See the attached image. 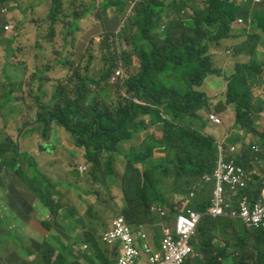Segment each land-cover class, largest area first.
I'll use <instances>...</instances> for the list:
<instances>
[{
    "label": "trees",
    "instance_id": "16d2710c",
    "mask_svg": "<svg viewBox=\"0 0 264 264\" xmlns=\"http://www.w3.org/2000/svg\"><path fill=\"white\" fill-rule=\"evenodd\" d=\"M113 6L111 0H104L100 5L103 8ZM186 7V0H173L168 5L166 0H142L138 6L137 29L132 31L124 27L117 35V39L124 44L113 43L119 54L115 49L113 57H108L106 53L99 57V52L96 51L100 47L99 42L89 53L88 60L93 59L97 71H100V75L97 73L98 78H93L78 71L72 72L70 66L66 65L70 63L79 67L83 60L84 54L78 56L76 53V42L78 33L85 25L81 19L92 12V8L84 6L71 16L69 26L62 29L63 46H70L75 56H68L63 48L57 49V57L51 55L52 60H46L47 63L39 68L38 73H45V77L36 76L33 79L41 95L52 96L48 104H43L37 97L33 98L34 105L40 109L36 114L38 121H43L45 137L49 135L52 123L55 122L63 130L76 136L79 146L86 151L85 159L90 166L88 178L94 188L87 192L88 195L101 200L105 195L101 187L110 191L107 179L110 173L117 176L115 164L119 158L124 157L130 168L135 165L142 166L141 171L132 170L131 175L126 176L129 193L124 197L120 215L115 217H124L132 233L133 228L137 230L142 224L154 225L158 222L159 219L154 218L151 212L154 205L168 208L171 215L179 212L182 202H177L176 210L171 203V199L176 196L184 198L191 191H195L196 199L191 208L204 212L209 207L210 203L204 202L202 197L206 192L208 174L213 173L216 167L218 147L213 138L203 133L207 123L200 116V112L209 110L210 100L197 88L204 85L208 76L221 73L214 68L210 43L230 39L233 24L239 16L251 18L254 26H260L264 31V0L260 6L254 0H209L208 7L202 11L196 10V18L189 24L196 31L207 28L209 32L195 37L192 41L180 42L177 34L191 32L185 27L181 17ZM125 8L126 5L122 3L119 11L113 10L116 14H123ZM50 11V21L63 13L59 0H53ZM50 30L52 36H49L51 40L48 42L53 47L52 39L56 35L57 27L51 24ZM21 33L22 30L18 27L14 34L7 36L9 43H16ZM129 33L130 36L127 37ZM37 34H40L39 30ZM262 38L258 34L250 35L249 41L240 47V54L245 51L254 63L236 67L235 74L228 80L227 99L218 107L224 111L226 105L234 103L238 115L235 129L246 127V132L257 139V145L247 144V134L241 136L235 133L231 141L235 146L242 142L239 151L241 153L237 159L246 169L254 167L256 158L264 164V124L263 129L256 125V120L264 122V116H261L264 113V101L256 97L259 90L264 94V63L257 64L258 53L254 48L259 43L264 46ZM102 47L109 48L107 44ZM63 71L67 75L65 79L62 78ZM58 76L61 79L51 80ZM152 106L160 107L162 112H156ZM243 115H247L248 119L242 120ZM197 118L202 120L203 125L191 126ZM155 124H160L161 138L147 133L140 147L134 148L129 155H123L120 150L123 143L134 140L136 135ZM50 145L51 142L45 148L48 149ZM252 147H260V153H254ZM160 152L165 156L160 157ZM5 156L8 153H1V157ZM19 157L20 155L17 156V162ZM10 161L3 159L1 165ZM33 166L36 164L33 163ZM37 175L35 171L32 173V176ZM29 185L34 189L35 185L31 181ZM119 185L124 189V183ZM263 189L264 175L255 176L248 193L259 194ZM44 195L46 205L52 207V213L59 217V210L56 208L59 206L52 205L48 202L46 193ZM64 215V226L55 224L56 227L53 228H59L61 232L50 236V240L44 239L41 244V240L34 235L26 231L18 232L21 236L33 238V241L39 243L36 248L40 254L46 252L42 259L47 264H73L70 256L74 244L72 232L78 237L83 230L84 242L91 245L105 264H118L121 242L111 244L104 240V234L112 229V222L110 227L106 225L102 231L100 226L103 219L96 212L94 204H89L86 214L74 209L72 214L65 212ZM68 218L70 222H67ZM96 218L99 220L97 224L92 222ZM40 220L47 228L50 227L49 220ZM15 224H19V219ZM237 229L239 227L233 222L206 217L198 227L195 238L197 242L192 244L196 250L202 252L216 248L221 239L229 245L233 241L230 231L234 233ZM244 230L246 237L253 239L250 243L244 241V245L252 246L257 251V263L264 264V229L253 232L246 228ZM64 240L69 244L65 245ZM101 241L111 250L104 249ZM156 245L159 246L158 237ZM82 246L75 244L74 249L81 250ZM238 246L240 247V241L234 240L233 247ZM224 251L225 249L223 253ZM86 252L88 251L85 250L83 254ZM217 253L212 261L223 255L220 251ZM86 257L93 261L88 255ZM192 257H188L184 264H189ZM205 257L208 255L205 254Z\"/></svg>",
    "mask_w": 264,
    "mask_h": 264
},
{
    "label": "rangeland",
    "instance_id": "374dc122",
    "mask_svg": "<svg viewBox=\"0 0 264 264\" xmlns=\"http://www.w3.org/2000/svg\"><path fill=\"white\" fill-rule=\"evenodd\" d=\"M0 1L5 2L6 0ZM47 1L49 4L48 7L38 12L41 17L50 16V8L51 5L53 6V0ZM103 1L104 0H77V2H73L72 0H59L62 12L64 9L66 10L63 13L58 14V17L54 21L52 19L50 21V25L53 24L57 27L56 35L52 39L53 47H51L50 42H48L51 40L49 36H52L50 28H45L39 31V35H35L34 28H29L30 33L28 39L38 46L35 54L38 55V61L44 62L47 59L51 61V55L57 57V49L61 48L65 50V54H68V56H75V52L70 46H63L64 41L61 39L62 29L69 26L72 18L71 16H73L74 13H78L82 7L86 6L87 8H92V12L86 18L81 19V21L85 22V25L78 33L76 42V53L78 56L84 54L82 57L83 60L79 67H75L74 64L70 63H67L66 65L70 66V71L72 72L78 71L85 76L88 75L93 78H98L97 73L100 75V71H97V67L93 64V59L88 60L89 53L93 51L95 44L98 45L97 42H99L100 47L99 49H96V51L99 52V57L103 56L104 53H106L108 57H113L115 55L114 50H117L113 43L124 44L117 39V35L120 31L124 27H128V29L132 31L137 29V17L139 15L138 6L142 3V0H111V3L114 4V6L112 8H103L100 7ZM208 1L209 0H186L187 7L182 11L181 17L184 21L185 27L191 32L187 31L183 34H177L180 37V42L192 41L195 37L202 36L206 32H209V29L207 28L201 31H196L189 25L196 18L195 11L206 9L208 7ZM240 1L241 0H238V2ZM34 2L35 0H15V3H18L21 7H23V5L25 7L29 6ZM171 2H173V0H166L167 5ZM193 2L195 4H193ZM122 3L126 5L124 13L116 14L113 9L119 11L122 7ZM254 3H256L257 6H260L263 4V0H254ZM31 15V11L28 10L26 12V17L28 18ZM11 16L12 14L8 17L7 21L13 22ZM0 24H4V20H0ZM0 26V36L2 37L0 40V209L3 202L6 204L9 203L11 195L14 193L15 189L19 187V190L37 205V211L33 217H40L42 219L53 215L52 207L47 206L44 200V194L46 193L48 202L54 206H59L56 208L59 210L60 215L65 212H70L72 214L74 209H78L80 213L86 214L89 204H94L96 212L99 213L103 219L100 226V229L103 231L106 225L110 227L112 220L120 215L119 213L121 211V206H123L124 197L129 193L126 176L131 175L132 170L141 171L142 166L135 165L130 168L127 166V160L124 157L119 158L115 164L117 176L115 177L113 173H110L109 178L107 179L110 191L102 186L101 189L105 191V195L101 200H98L95 196L88 195L87 192L93 191L94 188L88 178L90 166L85 159V149L79 146L76 136L63 130L55 122L52 123L49 135L45 137L43 121L41 120L39 122V119H37V114L40 112V109L34 105L33 98L37 97L40 102L42 100L43 104H48L51 101L52 96L49 94L44 97L45 95H41L35 87L31 86L30 82L34 75L35 67L36 70L39 71L37 66L34 65V59L32 58L33 65H25L18 61L15 54V48L7 39L4 30L5 25ZM202 28H204V26H202ZM36 33H38L37 30ZM254 34L261 35L263 37L261 42H264V31L262 27L254 26V21L251 20V18L247 19L239 16L233 24V31L230 33V39L223 40L219 43H210V53L213 56V59L216 60L218 69H225L224 76L226 78L230 73L234 72L236 66L242 64L251 65L254 63L253 60L245 54V51L240 54V47L249 41L248 38L250 35ZM9 35H12V33H9ZM126 36L129 37L130 33ZM105 44H107L109 48H103L102 45ZM254 48L258 53L257 64L261 65L264 63V46L259 43ZM21 49H25L24 42H22ZM47 50L49 57L45 53ZM129 51L132 52L131 47H129ZM117 52L119 54L118 50ZM17 67H22L23 69L16 72L14 69ZM66 77V72L63 71L62 78L65 79ZM58 78H60V76L51 78V80H57ZM216 78L217 77H213V79ZM17 79L24 82H19L18 87V89L23 90V92L12 90V87L10 86V82L17 81ZM17 82L14 83V87H17ZM214 86H217V84H214ZM197 90L204 91L203 88H197ZM93 96H95V94ZM207 97L210 100L209 105L212 104L213 106L209 108L208 112L217 115L221 119L222 128L225 130L224 133L230 134V137L224 138L222 142L218 143V141L211 136L213 133L210 131L208 132V137L215 140L220 150H232L233 147L231 146V141L235 133H238L241 136L247 134V136L252 139V135L246 132V127H243L240 130L230 129L231 126L227 122L228 119H231L232 122L235 123V119L237 120L238 118L234 103L226 105L224 111H222L218 109L222 102H216L213 99L215 97L214 94H209ZM256 97L264 101V94L257 95ZM25 99L26 101H24ZM152 107L156 112H162L160 107ZM204 114L205 111L200 112L201 117H203ZM261 116H264V113H262ZM241 119L246 120L248 119V116L243 115L241 116ZM193 121L194 123L191 126L199 127L203 125L200 118ZM252 121L255 122V120ZM263 124V120H256V125L259 129H263ZM159 127L160 124H155L136 135L134 140L123 143L120 146L123 155H129L134 148L140 147L146 138L147 133H153L154 137H156L158 129L161 131ZM33 135H37L39 141H35V139L32 141L28 140L29 137ZM50 135L52 137L50 147L46 149V153L41 151L43 154H39L36 150L38 149V145L40 143H45V145L48 144L50 142ZM239 149H241V146H237L236 154ZM26 151H28V155H26ZM1 153L3 155L8 153V156L1 157ZM160 154L162 153L160 152ZM18 155H20V157L17 162ZM3 159L11 161L1 165ZM7 163L15 165H7ZM33 163H35L36 166L32 167ZM25 171L28 173H25ZM34 171L38 174L37 176H32ZM252 173H256L259 177H263L264 166H256L252 169ZM30 181L35 185L34 189L30 188ZM120 183H124V189L120 187ZM208 186V190L203 194V199L208 200L210 191L211 194L209 200L211 202L213 186L211 184H208ZM166 190L168 189L166 188ZM186 197L191 198V193L186 195ZM177 202H181L180 196L171 199V203L177 204ZM164 209L170 215V210L168 208ZM159 210V207H151V212L154 218H159L161 216ZM2 214L3 213L0 212V264H47L46 261H43L42 259V256H45L46 252H43L42 254L39 253L34 245L33 238L24 237L19 234L17 225L15 224L18 219L10 217L9 211H5L4 217H1ZM59 219L62 220L63 217H59ZM92 222L97 224L99 220L96 218L93 219ZM31 227L39 233L44 242V239L50 240V237H48L49 231L56 226L52 225L47 228L40 221H31ZM145 228L150 241L156 245V237H158L160 245L163 236L162 226H145ZM133 230L135 231L134 228ZM84 239L85 232L82 230L79 236L73 240V250H71L70 253L73 264H105L102 258H100L95 250L92 249L91 245L84 242ZM63 242L65 245L69 244L67 240H64ZM75 244L80 246L83 245L82 248H80L81 250L74 249ZM101 244L104 249L111 250V248L106 244L107 247L103 241H101ZM84 247L85 250L88 251L85 254H83L85 252ZM86 255H88L93 261H90ZM54 258V261H56L57 256Z\"/></svg>",
    "mask_w": 264,
    "mask_h": 264
},
{
    "label": "built area",
    "instance_id": "2783aa9c",
    "mask_svg": "<svg viewBox=\"0 0 264 264\" xmlns=\"http://www.w3.org/2000/svg\"><path fill=\"white\" fill-rule=\"evenodd\" d=\"M0 12L4 13L6 9L0 6ZM12 28L11 25L6 26V30ZM119 74L118 72L117 75ZM211 119L219 123L216 117L211 116ZM244 173L241 167H236L234 160L225 162L221 153L214 175L217 181L215 198L209 214L213 217L225 215L237 217L249 229H259L264 227V193H262L261 198L250 202L247 198H244L240 203L239 211L232 210L225 197L224 184L231 185L232 189L237 186H244ZM208 180L209 178H207ZM159 211L161 216L164 217L165 212ZM163 220L164 237L161 247L155 249L149 244L147 234L143 231L137 233V237L144 241L143 246L140 247L134 233L126 224L125 218L122 216L114 218L112 229L104 234V240L111 244L116 241L121 242L122 249L118 264H137L142 254L148 257L149 264H184L188 257L193 256L194 246L192 243L197 236V228L202 220V215L194 211H188L186 214L181 213L169 223L166 222V219L163 218Z\"/></svg>",
    "mask_w": 264,
    "mask_h": 264
},
{
    "label": "crops",
    "instance_id": "0c3cea01",
    "mask_svg": "<svg viewBox=\"0 0 264 264\" xmlns=\"http://www.w3.org/2000/svg\"><path fill=\"white\" fill-rule=\"evenodd\" d=\"M44 1V2H42ZM73 2H77V0H72ZM19 3V2H18ZM16 5V9L14 10V12L12 13L11 18L14 20L15 23L18 24L19 28L22 30V33L20 34V36L17 38V42L13 44L14 48H15V54L18 57V61L23 62L22 64L25 65H33L32 63V58L34 59V65L37 66V69L39 70V68L41 66H43L45 63L47 62H40L38 61V55L36 54V51L38 49V46H36L31 40L28 39V35L30 33L29 28H34L35 30V35H37L36 30L38 32L45 29V28H50V20L49 17H41L39 16L38 12H40L42 9H46L48 7V1L47 0H35L34 3H31L29 6H24L21 7L20 5ZM31 11V16L30 17H26V12L27 11ZM0 20H4V23L6 22V18L2 17L0 18ZM37 37V36H35ZM34 37V38H35ZM22 42L25 43V49H21L22 46ZM45 53L48 55V50L45 51ZM48 60V59H47ZM23 68L22 67H18L16 69H14V71H21ZM38 76V77H45V73L40 72L38 73V71L36 70L35 67V71H34V75L32 76V80L30 82L32 87H35L37 89V84L33 81V79ZM25 78V77H23ZM18 81V82H17ZM17 81H13L14 83L17 82V89L19 87V82H23L20 79H17ZM24 83V82H23ZM205 91V87H202ZM20 92H23V90L18 89ZM206 92V91H205ZM208 95L209 94H214L215 97L213 98L216 102H218L220 99L217 96V93L214 92H207ZM261 94V90H259V93L257 95ZM26 101V99L24 100ZM228 124L231 126L230 129L234 130V123L232 122L231 119H228ZM209 129V130H208ZM212 132L213 134L211 135L212 137H214L218 143L222 142V140L224 138L230 137L229 133H224L225 130L219 129L217 127L208 125L206 132ZM209 134V133H208ZM218 136H221V140H219ZM156 137L159 139L162 137V133L161 131H159L158 129V134L156 135ZM35 139V141H39V137L37 135H33L30 136L28 140H33ZM50 142H52V137L50 135ZM245 142L248 144H256L257 145V139H250L248 136L245 139ZM45 144V143H44ZM242 142H240L238 144V146H241ZM45 146V145H43ZM37 148V146H36ZM260 148V147H259ZM37 152L39 154H43L41 151H38V149H36ZM240 151V149H239ZM32 154V153H31ZM26 155H28V151H26ZM33 155V154H32ZM160 157L163 156V154H159ZM256 166L254 165V167L252 169H254ZM20 186V185H18ZM5 199V197H4ZM11 209V210H10ZM63 210V208H62ZM5 211H9V216L13 217V219H19V224L17 225V228L19 231H26L29 234L34 235L35 237H37L38 239H40V244L43 243V239L40 237L39 233L36 232V230L31 227V221L33 222H37L40 221L41 223H43L45 225L44 222H42L40 219V217H33L37 211V205L34 201H31L21 190H19V187L15 189L14 193L11 195L9 203L6 204L5 202H3L1 204V209L0 212L3 213L1 217L5 216ZM53 214V213H52ZM63 217L65 216L64 213H62L59 217ZM59 217H57V215L55 216L50 215V217H44L42 218V220H46L50 222V227L52 225H58L63 227L64 226V222L63 220H60ZM56 218V221H55ZM2 219V218H1ZM67 222L69 221V218L67 219ZM162 221H160V219L158 220V226L162 225ZM234 224L237 225L239 227V229H237L234 233L232 231L231 232V236L233 241L237 240L238 242L240 241V247H233V241L231 244L226 245V241L224 239L219 240L218 244L216 245V248L208 250V251H198L195 249L196 254L193 255L192 258H190L189 260V264H256V254L257 251L250 247V246H243V239L246 238L245 236V230L244 225L241 221L239 220H234ZM21 225V226H19ZM46 226V225H45ZM61 230L59 228L57 229H51L49 231V235L53 236V235H57V233H60ZM51 233V235H50ZM163 233V231H162ZM72 238H75L76 235L72 232ZM230 238V236H229ZM163 239V236H162ZM161 239V241H162ZM248 240V238H247ZM148 241L149 243L157 248V245H154L149 237H148ZM140 243L142 244V241H140ZM37 241L34 240V245L37 246ZM161 244V242H160ZM160 246V245H159ZM158 246V247H159ZM223 249H225L224 253H223ZM218 251H220L221 255L223 253L222 256H219L218 259L216 261H212L214 256L218 255ZM251 253L252 256H245L242 257V254H249ZM205 254L208 255V257H205ZM240 258V259H239ZM239 260V261H238ZM117 261V260H116ZM210 261V262H209ZM117 264V263H116ZM138 264H148L147 258L145 256H142L140 258V260L138 261Z\"/></svg>",
    "mask_w": 264,
    "mask_h": 264
},
{
    "label": "clouds",
    "instance_id": "9594fccd",
    "mask_svg": "<svg viewBox=\"0 0 264 264\" xmlns=\"http://www.w3.org/2000/svg\"><path fill=\"white\" fill-rule=\"evenodd\" d=\"M8 2H12V3H8ZM16 5H17V3H15V0L14 1H5V2H0V6H1V8H5L6 9V12H0V18H2V17H4V18H6L7 20H8V17L14 12V10L16 9L15 7H16ZM6 20V22L4 23V24H0V25H5L4 26V30H5V32H6V35L7 36H10L9 35V33H12V34H14L15 32H16V30H17V28L19 27L18 26V24L17 23H15L14 22V20H13V22H10V21H7ZM8 25H11V26H13V28L11 29V30H6V26H8ZM0 29H1V26H0ZM247 55V54H246ZM248 56V55H247ZM17 57V56H16ZM17 60H18V57H17ZM212 61H213V65H214V68L216 69V70H220L221 71V73L220 74H216V75H210V76H208L207 78H206V80L204 81V85L202 86V87H205L206 88V92L205 91H202V92H204L207 96H209L208 95V93L207 92H214V93H217V96L219 97V101H218V103H221V104H223L225 101H226V99H227V92H228V80H229V78H231L234 74H235V71H236V67H235V70H234V72L233 73H230L228 76H227V78L224 76V73H225V69H218V67H217V62H216V60L215 59H213L212 58ZM21 63H23V62H21ZM18 68V67H17ZM213 77H217L216 79H213ZM221 83H222V86H221ZM0 84H1V82H0ZM214 84H217V86H214ZM10 86L12 87V90H15V91H18L19 92V90L16 88V87H14V82L13 81H11L10 82ZM201 87V88H202ZM211 107H213L212 106V104H210L209 105V108H211ZM205 111V114H204V116L202 117V118H204L205 119V121H206V123H207V126L208 125H211V126H214V127H217V128H219V129H221L222 128V122H221V119L217 116V115H214V113H209L208 111H206V110H204ZM201 116V115H200ZM211 116H214V117H216L218 120H219V123H216V122H214L212 119H211ZM222 116V115H221ZM234 125H235V123H234ZM206 129H207V127L203 130V133L206 135V136H208V133L206 132ZM234 129H235V126H234ZM162 133V132H161ZM234 137V136H233ZM233 137H232V139H233ZM218 138H219V140H221V136H218ZM223 141V140H222ZM250 144V143H249ZM231 146L234 148V150H227V149H223V150H220L219 149V147H218V145H217V147H218V160H217V163H216V167H217V164H218V162H219V160H220V155H221V153L223 154V160L225 161V162H229L230 160H234L235 161V164H236V167H241L243 170H244V177H243V182H244V186H237V187H235L234 189H232V187H231V185H229V184H224V193H225V197H226V199H227V201L229 202V204L231 205V209L232 210H235V211H239V207H240V203H241V201L244 199V198H247L248 199V201L250 202L251 200H257L258 198H261L262 197V193H264V189L263 190H261V192L259 193V194H255V193H253V194H249L248 193V188H249V186H250V184H251V182L253 181V179H254V177L255 176H258L256 173H252V169H246V168H244L239 162H238V159H237V156H238V158H239V155H240V153H239V151H238V153L236 154V152H237V146L238 145H233V143H231ZM45 147V146H44ZM252 149H253V151H254V153H260V151H261V149L259 148V147H252ZM44 153H46V151H44ZM163 154V156H165V154L164 153H162ZM239 154V155H238ZM224 155H225V158H224ZM162 156V157H163ZM255 166H264V164L263 163H260V161H259V158H256V164H255ZM216 167H215V169H214V171H213V173H211V174H208V178H209V180L207 181V186H206V191L208 190V188H209V186H208V184H211L212 186H213V191H212V199H211V202H210V200H209V198H210V191H209V198H208V200H204L203 199V197H202V200L204 201V202H208V203H210V205H209V207L206 209V211H204V212H199V211H197V210H195V209H193V208H191V204H192V202L194 201V199H196V193H195V191H191L190 193H191V198H187L186 196L183 198V197H181V202H182V207H181V210L179 211V212H177V213H175L174 215H169L168 213H167V211L163 208V207H161V206H156V207H159L160 208V210L161 211H163V212H165V216L164 217H162V216H160L159 218H160V221H162V222H164V220H163V218L164 219H166V222L167 223H169L170 221H173L178 215H180L181 213H184V214H186L188 211H194V212H197V213H200L201 215H202V220H201V222L199 223V225L202 223V221H203V219L204 218H206V217H210V218H212V219H219V220H222L223 222H226V221H230V222H233L234 223V220H239V221H241L242 223H243V225H244V228H246V229H248V231L249 232H253V231H261V230H263L264 229V227H261V228H259V229H249L245 224H244V222L241 220V219H238L237 217H231V216H228V215H225V216H220V217H213L212 215H210L209 214V211H210V209L213 207V201H214V198H215V190H216V186H217V181H216V179H215V177H214V175H215V170H216ZM192 194H193V196H192ZM174 205H175V210H176V206H177V204L176 203H173ZM155 206V205H154ZM158 218V217H157ZM158 218V219H159ZM154 225H158V222L156 223V224H154ZM154 225H144V224H142L137 230H135V231H133V233H134V236L136 237V239H137V242H138V244L140 245V247H142L143 246V244H144V241H142V244L140 243V238H138L137 237V233H139L140 231H143L145 234H147V231H146V228H145V226H149V227H153ZM199 225H198V227H199ZM162 231H163V223H162ZM243 228V229H244ZM197 232H198V228H197ZM249 232H248V235H250L249 234ZM246 236V235H245ZM163 237H164V232H163ZM163 240V239H162ZM247 240V237L246 238H244L243 239V246H245L244 245V241H246ZM147 241H148V234H147ZM149 242V241H148ZM162 242V241H161ZM195 242H197V240H195ZM247 242L248 243H250V242H253V239L252 238H250L249 236H248V240H247ZM150 244V243H149ZM151 245V244H150ZM152 246V245H151ZM247 246H250V245H247ZM153 247V246H152ZM161 247V244H160V246L159 247H157V248H155V249H159ZM250 247H252V246H250ZM253 248V247H252ZM194 254H195V248H194ZM142 256H145L146 258H147V261H148V257L145 255V254H142L141 256H140V258L142 257ZM242 257H245V256H252V254L251 253H249V254H242L241 255ZM140 258H139V260H140ZM240 259V258H239ZM138 260V261H139ZM239 261V260H238ZM256 264H258L257 263V254H256ZM137 264H138V262H137ZM148 264H149V262H148Z\"/></svg>",
    "mask_w": 264,
    "mask_h": 264
},
{
    "label": "water",
    "instance_id": "95a60500",
    "mask_svg": "<svg viewBox=\"0 0 264 264\" xmlns=\"http://www.w3.org/2000/svg\"><path fill=\"white\" fill-rule=\"evenodd\" d=\"M51 143H52V142H51ZM43 145H45V144H44V143H40V144L38 145V151H47L46 148H45Z\"/></svg>",
    "mask_w": 264,
    "mask_h": 264
}]
</instances>
